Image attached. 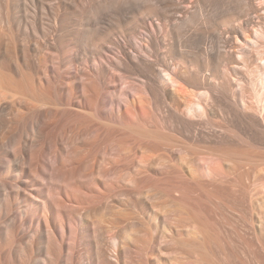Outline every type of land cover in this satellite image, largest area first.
Returning <instances> with one entry per match:
<instances>
[{"label":"rangeland","instance_id":"1","mask_svg":"<svg viewBox=\"0 0 264 264\" xmlns=\"http://www.w3.org/2000/svg\"><path fill=\"white\" fill-rule=\"evenodd\" d=\"M140 6L134 1L105 8L99 19L85 16V27L102 30L108 19L130 18ZM48 15L46 5L17 0L15 83L0 87V264H264V143L225 114L217 112L208 122L199 105L184 109V115L203 120L200 133L178 128L161 110L138 125L148 135L129 131L116 107L137 97L148 108L145 87L109 69L100 82L99 105L87 101L76 87L98 79L102 65L84 55H95L96 48L59 37ZM7 30L0 19L3 48ZM108 35L109 41L116 36ZM209 37L207 50L214 53L219 38L213 30ZM239 42L250 51L240 66L246 80L231 79L230 86L241 110L254 114L264 128V39L254 34L250 42ZM199 97L195 102L212 104L206 94ZM36 145L44 151L38 166L29 157ZM51 149L57 150L56 159ZM48 163L63 164L62 173L52 174ZM49 189L65 199L52 206L50 239L47 231L38 237L27 233V226L16 231L21 217L16 208L26 204L39 214ZM31 236L37 237L34 245Z\"/></svg>","mask_w":264,"mask_h":264},{"label":"bare ground","instance_id":"2","mask_svg":"<svg viewBox=\"0 0 264 264\" xmlns=\"http://www.w3.org/2000/svg\"><path fill=\"white\" fill-rule=\"evenodd\" d=\"M21 1L23 4L31 2L36 5H46V9L49 12L46 20L59 27V37L71 36L80 40V43L83 42V44L85 43L88 46L96 48L95 55H88L87 53L84 55L86 57L85 61L89 62L93 60L94 63H100L102 65L98 79L93 81L92 78L91 80L87 78L89 80L86 79L82 81L76 87L82 95L84 94V96L90 97V100L88 98V100L86 99L87 101H91L94 105H99L98 103L101 101L103 89L100 82L106 77L105 73L109 69L117 73L122 72L123 75H127L128 79H135V81H139L140 84L145 87V94L148 96L147 99H149L150 102L149 107H151L149 113H147L149 107L147 108L140 98V100L136 99L137 97H135V102H132L134 100L130 101L124 99L123 101V99H121L123 102L120 101L124 105L116 107L120 118L119 120L122 122L124 120L127 121V123L125 121L123 122L125 123L123 126H126L129 131L138 135H148V130L137 128L138 125L147 124L149 119L147 115L154 116L157 110H161L165 115L172 118V121H175L174 123L178 125V128L180 127L184 128L186 131L200 133L204 128V126L202 127L203 120L191 121L184 115V109L191 110L194 106L199 105V107H202L201 109H204L203 114L204 112L206 113L208 122L217 118V112L219 116L220 114H225L228 116V119L235 121L236 124L240 123L243 125L247 132L251 134L253 140L256 138L255 141L258 139V141L260 140L262 141L261 143H264V128L261 120L254 114L241 110L237 101V95L230 86L231 79L236 81L246 80L245 75L240 71V66L246 63L245 58L250 51L248 48L241 46L239 42L240 39H245L246 42H250L254 34L264 39V15L261 14L264 7L261 0ZM134 1H139L141 6L130 18L128 17L126 19L119 15L112 17L108 19L109 23L107 22V26L104 29L101 28L102 30H100V28L85 27V16L91 15L94 19H99L103 9L116 8L124 4H132ZM16 4L17 0H0V19H3L8 26V30L4 33L8 38V42L5 43L4 48L0 39V87L4 88L12 86L11 82L15 83L11 66H14L12 51L15 46V35L12 27L17 19ZM24 8L26 9V6ZM22 20L28 22L26 15ZM129 26H131L130 31L128 28ZM212 30L217 33L220 43L218 49L214 53H210L207 50L210 38L209 35ZM110 32H115L116 36H113L110 41L107 38L110 42L109 45H107L108 43L105 44L107 40L106 37L113 35V33L108 35ZM197 42L201 45L197 47L198 50L195 51V49H197L195 48ZM114 51H116V53H113ZM25 57L26 56H24V58ZM17 67L18 72H20V70L21 72L23 71L22 66V68L20 66ZM261 73L264 79V66L262 67ZM126 75H124V77ZM20 76V79L22 78L20 80L21 83L25 82L27 85L29 81L28 78H24L25 75L23 74L22 76L21 73ZM71 76L75 78L76 75ZM98 80L99 82H97ZM30 82L31 81H29V84ZM27 87V91L32 92V97L37 98V96H35L36 89L28 85ZM37 94L38 93H36V95ZM111 94L115 97L114 92H111ZM203 94L209 96L212 104L208 102L203 103L204 101L200 103L195 102V99L199 100L197 98L200 95L202 98ZM51 110L52 109H50L51 115L56 113ZM21 115L20 117L23 118L24 115ZM56 115H59V113ZM213 116H215L214 119ZM1 119L2 118H0V123L2 121ZM70 119H73L72 116ZM77 119L79 118L77 117ZM215 126L217 127V125ZM107 127L110 126L108 125ZM140 127H142V125ZM203 132L205 131H202V133ZM56 147L52 148L56 149ZM42 149L41 145H36L30 150L29 157L32 165H39L41 153L44 152ZM16 150H18V148ZM51 150L50 154H57V150ZM69 155L66 157H69ZM73 159L75 160L76 157ZM67 161L65 160V162ZM69 162L71 163V161ZM37 166H34V169ZM63 166V164L62 166H56V163L52 165L48 163V167H51L50 169L53 171L52 174L56 175L62 173L64 169ZM36 169L34 171H36ZM34 171L33 173H35ZM47 173H49V171ZM55 191V193L53 192L54 194L58 192L56 189ZM47 192L49 193L45 194L46 196L44 198L42 197L43 202L40 203L39 214L35 213L32 208H29L30 206L27 208L26 204L25 206H21V208H16L15 211L21 216H17L20 219L15 223L17 225H15L17 228L16 231L20 232L27 226V233L38 237L43 232L47 231V235L49 236H47V239H50V233L53 232V230L50 231L52 229L51 224L53 223L52 219L55 214L52 206L54 203H56V205L57 203L65 204L63 203L65 199L57 194H53V196L50 189ZM10 203H12V201ZM11 208H13V206ZM24 208L27 210H24ZM21 233L25 234L24 232ZM36 238L33 237L32 239H35V241L31 240L30 243L36 242ZM32 245H34V243ZM50 247L52 248V246Z\"/></svg>","mask_w":264,"mask_h":264}]
</instances>
